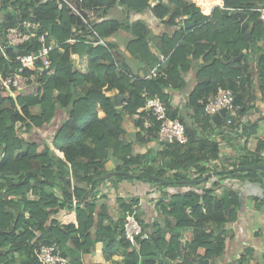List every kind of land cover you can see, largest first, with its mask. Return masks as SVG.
I'll return each instance as SVG.
<instances>
[{
	"label": "trees",
	"instance_id": "trees-1",
	"mask_svg": "<svg viewBox=\"0 0 264 264\" xmlns=\"http://www.w3.org/2000/svg\"><path fill=\"white\" fill-rule=\"evenodd\" d=\"M120 1L136 10L150 6V0ZM200 1L208 12L221 0ZM156 6L177 18L191 14L188 21L193 25H177L175 31L156 41L146 31L137 34L129 43L131 52L138 49L151 67L159 64V70L167 73V77L143 79L115 60L109 44L94 45L87 40L88 34L96 41L105 39L119 27V21L89 25L64 0H0V35L9 25L27 19L37 22L39 31H49L47 42L54 39L61 44L52 51L50 69L37 73L35 93L24 90L13 96L0 92V264H40L34 254L38 241L55 244L72 261H79L81 253L91 252L98 242H103L106 259L122 250L123 264H198L201 246L208 258L223 252V226L237 220L242 206L235 184L244 180L264 184V171L254 167L264 165L260 153L264 142L256 150L249 148L258 121L239 117L228 124L222 116L217 124L199 100L207 101L220 87L231 88L245 115L257 97L254 85L264 90V19L260 17L264 0H223V6H215L210 14L192 0H160ZM238 11L247 14L245 20L236 15ZM76 30L81 33L76 35ZM72 37L75 43L69 41ZM153 46L169 55L164 62ZM39 47L41 43L33 37L20 49L29 52ZM10 53L13 55L12 50ZM73 54H88L90 64L87 73L73 71L70 79L67 66ZM18 66L0 55L1 73ZM191 68L197 69V78L184 109L172 102L169 88L186 85L184 74ZM110 91L127 94L121 105L116 104L114 93H107ZM147 94L165 100L169 116L186 125L187 143L161 144L152 130L146 132L144 120L149 115L141 108ZM34 107L38 112H33ZM59 108L67 115L52 142L63 156L48 141L26 139L19 130L52 122ZM99 109L105 116L100 117ZM127 119H133L139 128L136 139L125 136ZM153 140L157 144L136 151V144ZM122 179L161 186L173 185L174 180H204L184 184L200 185L199 191L172 195L162 191L156 202L158 218L145 222L140 218L138 196L116 197L118 218L110 213L107 202H101L108 197L102 193L103 184ZM74 198L77 227L56 217L73 208ZM255 200L264 202L259 197ZM134 206L144 231L137 244L124 236L125 215ZM196 219L204 226H196ZM187 226L193 227V239L182 255L180 234ZM38 231L43 234L37 239Z\"/></svg>",
	"mask_w": 264,
	"mask_h": 264
},
{
	"label": "crops",
	"instance_id": "crops-1",
	"mask_svg": "<svg viewBox=\"0 0 264 264\" xmlns=\"http://www.w3.org/2000/svg\"><path fill=\"white\" fill-rule=\"evenodd\" d=\"M70 1L88 19L89 25H99L100 23L104 21H110L111 19L120 22L118 28L106 35V38L104 39L106 41V46H111L110 50L115 60L124 62L131 72L138 75L139 77L145 76L153 67L150 66V63L146 58L139 55L138 49L134 48L133 50L135 53L131 52L129 43L132 40L137 39V34L145 31L147 37L150 38V40L156 41V39H160L162 36H164L165 33H171L175 31L177 25H184V19L187 17L183 15L177 18L172 16L170 12L165 13L166 10L162 6L154 7L160 0H150V6L142 10L127 8L120 0H116V2L112 4H108L110 0ZM154 1H156L155 4H153ZM202 12L205 14L211 13H209V11H204V9ZM1 14L2 13L0 11V16ZM80 33V30L75 31L76 35ZM95 33L98 35L96 31ZM87 36V40L90 43L91 41L92 43L93 41H96L94 38L90 37L89 34ZM73 39L75 41H72ZM69 41L71 43H75L76 39L72 37L69 38ZM93 44L98 45L97 43ZM152 50L157 53L159 60L162 61V56L165 55V53L162 50L156 49L154 46L152 47ZM70 64H72L73 71L83 74L87 73L89 70L90 57L88 54H84L83 56L79 54H73ZM256 69L257 68L254 67V70ZM196 76L197 69L191 68L189 72L184 74V81L186 82V85L181 88H169V93L171 94V100L173 103L180 105L185 109L186 100L196 83ZM37 81L38 80L36 78V80H34L29 85L26 91L35 93L39 86V82ZM1 91L4 93V95L8 94L7 91L2 90L0 87V92ZM253 91L257 93V97H255L254 100H251L248 113L245 115L242 114L240 118H244L245 120L250 119L253 123L258 121L256 131L251 134L248 143L249 148L256 150L259 145L264 142V90L261 91L257 85H254ZM107 93H114L115 96L118 94L114 91ZM38 110V107L33 108V112H38ZM66 115L65 109L59 108L52 122L42 127L34 126L30 130H27L25 126H21L19 127V130H21L20 133L24 135L26 139L34 140L39 143L48 141L52 149H54L58 155L63 156L61 152L53 145L52 137L54 132L60 128V125L62 124ZM99 115L100 117H103L105 116V112L102 109H99ZM137 129L139 128L136 127V122L133 119H127L124 122V133L127 138L136 139ZM159 142L163 144V142ZM153 144L157 143L153 140L146 144H136L135 149L136 151L144 152L147 150V147L153 146ZM263 150L264 148L262 146L260 150L261 154ZM108 164L111 166L112 161H109ZM184 184L186 183L174 182L173 185L170 186H161L157 183H148L141 180L137 181L136 179L111 181L103 188L104 192L102 193L108 195V197L102 198L101 202H107L109 204L110 213H114V217L118 218L119 213L116 207V197L138 196L140 197V218H142L145 222H149L150 220L154 221L158 218L156 202L162 195V191H167L165 193L172 195L174 193L200 190V185L191 186ZM208 184H210V181ZM235 186L239 188L238 193L242 199V206L238 210L237 220L223 226L225 233L222 234L221 240H224L225 248L220 256L208 258L205 257L206 248L203 246L199 247L197 250V253L200 255L197 261L198 264H202L200 260L205 258L208 259L209 264H264V202H258L255 200L256 197H261L264 195V184L260 181L244 180L236 183ZM76 209L77 206H73L70 211L64 213L62 211V213L56 217L61 219V221L64 223L78 224ZM71 213L73 214L72 219L65 220V216ZM115 222L118 224L117 219ZM196 226H204V223L199 219H196ZM38 232L39 233L36 238H39L43 234L42 231ZM169 236L170 232H168L166 238H169ZM192 239V226H187L181 229L180 249L182 255L186 254V252L189 250ZM79 261H83L86 264H123V251L119 250L114 253L112 258L106 259L103 252V242H98L95 246V249H93L91 252L81 253Z\"/></svg>",
	"mask_w": 264,
	"mask_h": 264
},
{
	"label": "built area",
	"instance_id": "built-area-1",
	"mask_svg": "<svg viewBox=\"0 0 264 264\" xmlns=\"http://www.w3.org/2000/svg\"><path fill=\"white\" fill-rule=\"evenodd\" d=\"M66 1L70 7L82 16L85 23L89 24L88 19L75 7L70 0ZM84 1V0H78ZM202 10L203 5L200 0H192ZM156 1L153 2L155 4ZM220 5L223 6V1L215 3L212 8ZM211 8V10H212ZM214 9V8H213ZM209 11V13L211 12ZM260 17L264 19V8L260 9ZM39 24L32 20H22L5 28L3 34L0 35V55L10 62L18 63L16 69L8 71L6 74L0 72V87L7 93L16 96L19 91L26 90L29 85L36 80L37 73L44 69H50L52 64V51L60 48L61 44L51 39L47 42V37L50 36L48 30L39 31ZM36 37L41 43V47L37 51L22 52L21 45ZM72 41H75L74 39ZM93 43L106 45L103 38H99ZM12 50L13 55L10 53ZM169 56V55H168ZM167 55L162 56V61L168 58ZM167 77L165 71L159 70V64L152 68L149 73L143 76V79L156 78L158 76ZM204 105L206 114L212 115L213 119L219 124L222 119L215 118L221 110L225 109L226 122L232 123L234 119L241 117V109L243 105L236 100L235 91L231 88L220 87L218 93L211 96L207 101L199 100ZM141 110H144L149 115L144 120L146 132L152 130L161 142L178 141L185 144L189 140V133L186 125L179 119L173 118L168 114V104L161 97L155 95L145 96L144 104ZM264 155V150L262 152ZM76 199L74 198V207H76ZM78 226V224H75ZM143 224L141 223L137 207H132L127 210L124 221V236L132 244H137L138 238L143 237ZM38 239V238H37ZM35 239L32 243H35ZM34 254L40 264H86L83 261H72L61 253L55 244H48L44 241H38L34 248ZM259 264V263H256Z\"/></svg>",
	"mask_w": 264,
	"mask_h": 264
},
{
	"label": "water",
	"instance_id": "water-1",
	"mask_svg": "<svg viewBox=\"0 0 264 264\" xmlns=\"http://www.w3.org/2000/svg\"><path fill=\"white\" fill-rule=\"evenodd\" d=\"M236 15L241 18L242 20H245V18L247 17V14L243 11H238L236 12ZM188 18H191V14L188 15L187 17H185L184 21H185V26L186 27H189V26H192L193 25V22L191 21H188ZM243 55H240V57H237L238 58H241ZM67 71H68V74H69V77L70 79L73 78V68H72V64H68L67 66ZM127 96V94H116L115 96V101H116V104L117 105H121L122 102H123V99ZM226 113V110L223 109L220 111V113L215 116V118H218V119H222V116H224ZM189 132L192 134L193 133V129L192 128H189ZM255 168L257 169H260V170H263L264 171V165H255L254 166ZM241 168H247V167H241ZM128 172V171H126ZM129 173V172H128ZM109 175H105L104 177H108ZM204 179H182V180H174L172 182H177V183H198V182H202ZM115 224H117V222H115ZM200 262L202 264H209L208 262V259L205 258V259H201Z\"/></svg>",
	"mask_w": 264,
	"mask_h": 264
},
{
	"label": "rangeland",
	"instance_id": "rangeland-1",
	"mask_svg": "<svg viewBox=\"0 0 264 264\" xmlns=\"http://www.w3.org/2000/svg\"><path fill=\"white\" fill-rule=\"evenodd\" d=\"M78 6H79V5H78ZM203 8H204V7H203ZM204 10H205V9H204ZM125 173H128V172L125 171ZM106 185H108V182H107V183H104V184H103V187H105ZM259 199H260V200H263V199H264V195H262L261 197H259ZM72 215H73L72 213L66 215V216H65V220H71L72 217H73Z\"/></svg>",
	"mask_w": 264,
	"mask_h": 264
}]
</instances>
